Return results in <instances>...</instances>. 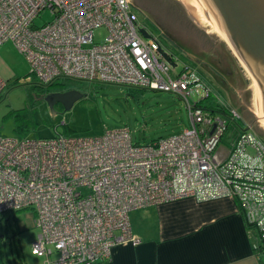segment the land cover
Segmentation results:
<instances>
[{
    "label": "built area",
    "instance_id": "1",
    "mask_svg": "<svg viewBox=\"0 0 264 264\" xmlns=\"http://www.w3.org/2000/svg\"><path fill=\"white\" fill-rule=\"evenodd\" d=\"M46 12L51 20L37 26ZM100 28L107 37L98 44ZM6 42L40 84L60 77L175 94L190 121L180 134L142 145L125 129L91 138L0 136V215L34 211L41 234L32 254L44 264L109 261L116 246L141 244L129 212L189 197L233 200L264 250V143L246 129L216 153L236 111L190 101V84L204 96L209 87L194 71L176 73L177 57L140 23L131 0H0V48ZM5 86L0 78V96Z\"/></svg>",
    "mask_w": 264,
    "mask_h": 264
},
{
    "label": "rangeland",
    "instance_id": "2",
    "mask_svg": "<svg viewBox=\"0 0 264 264\" xmlns=\"http://www.w3.org/2000/svg\"><path fill=\"white\" fill-rule=\"evenodd\" d=\"M131 1L138 8L141 5L137 0ZM137 7L134 9L140 23L155 36H158L168 50L175 52L179 62V66L175 70L177 74L180 72L190 73L192 68L194 69L200 64L179 49L174 39L170 38L152 19L143 6L139 10ZM49 20L51 17L46 12L42 15L41 20H37L36 25L40 26ZM106 37L105 28L94 31L95 43H103ZM183 62H187L191 66L181 69ZM200 68L202 71L199 70V72H202L205 83L209 85V89L213 93L211 94L209 91L204 96L197 85L194 87L193 84H190L193 97L191 102L197 103L203 99L201 103L203 107L215 103L219 106H227L231 111H236L237 108L231 96L223 86L202 65ZM0 78L6 83L0 96V136L7 138L37 140L52 138L56 135L91 138L102 136L106 131L125 129L129 131L134 144L142 145L180 134L189 127L190 123L186 103L175 94L143 90L137 87L109 84L92 85L77 80L59 81L58 83L63 86L52 90L40 89L36 79H32L30 64L17 51L12 42H6L0 48ZM67 91H76L81 94L82 98L76 101L69 110H65L61 104H55L51 109L46 98L52 93ZM240 119L228 124L216 151L218 155L221 156L223 151L227 152L230 142L242 131L246 129L252 131L241 116ZM257 136L264 143L262 137L259 134ZM137 217L138 212L130 216L131 224L135 230L140 226L139 220L132 222V219H138ZM0 226L4 237L2 247L7 258L12 262L28 259L29 264L31 261L38 264V260L41 259L33 257L30 252L31 244L33 245L41 234L35 224L34 211L27 209L7 214ZM257 238L259 239L258 235Z\"/></svg>",
    "mask_w": 264,
    "mask_h": 264
},
{
    "label": "water",
    "instance_id": "3",
    "mask_svg": "<svg viewBox=\"0 0 264 264\" xmlns=\"http://www.w3.org/2000/svg\"><path fill=\"white\" fill-rule=\"evenodd\" d=\"M137 1L180 50L200 61L215 79L218 75L241 118L250 127L256 122L251 129L264 140V0ZM140 33L148 38L144 30ZM227 74L236 77V88L232 81L226 83ZM81 98L67 91L46 100L51 109L61 104L69 110Z\"/></svg>",
    "mask_w": 264,
    "mask_h": 264
},
{
    "label": "crops",
    "instance_id": "4",
    "mask_svg": "<svg viewBox=\"0 0 264 264\" xmlns=\"http://www.w3.org/2000/svg\"><path fill=\"white\" fill-rule=\"evenodd\" d=\"M194 69L204 80L200 66ZM136 212L138 219L132 222L139 220L140 226L135 230L130 216ZM128 219L132 235L141 244L116 246L109 261L100 264H260L264 259V253L256 251L257 232L245 226L237 204L228 197L206 202L183 198L141 211L133 210ZM3 240L0 226V264H7ZM23 262L29 264L28 259ZM38 264L42 261L38 260Z\"/></svg>",
    "mask_w": 264,
    "mask_h": 264
},
{
    "label": "trees",
    "instance_id": "5",
    "mask_svg": "<svg viewBox=\"0 0 264 264\" xmlns=\"http://www.w3.org/2000/svg\"><path fill=\"white\" fill-rule=\"evenodd\" d=\"M143 6V5H142ZM142 6L140 5L139 6V8L137 7V5L135 4V3H133V8H135V7H137L138 9L137 10H139L140 8H142ZM136 11V10H135ZM152 26V25H151ZM146 27V26H145ZM153 27V26H152ZM170 51H172V50H170ZM183 52H184V54H185V50H183ZM172 54L174 55L175 54V52L174 51H172ZM200 62V61H199ZM183 66L184 67H186V66H191V64H189V63H187V62H183ZM183 67V68H184ZM198 67V66H197ZM191 68V67H190ZM191 71H194V69L192 68L191 69ZM195 72V71H194ZM195 76L198 78L199 77V75H198V73H196L195 74ZM34 77H32V79H33ZM199 79V78H198ZM34 80V79H33ZM59 81H67L66 79H63V78H60V77H58L56 80H53L52 82H50L49 84H47V85H43V84H40V82H38L37 84L39 85V87H40V89H47V90H52V89H56L58 86H63L61 83H58ZM89 84H92V85H99L100 83H89ZM100 85H104V84H100ZM203 102V99L202 100H199V101H197V104H201ZM206 108H210V109H213V110H223L222 112L224 113V114H226V115H228V114H230V109H229V107H223L222 105L221 106H219V105H217V104H215V105H212V104H209V106H206ZM154 142V141H153ZM30 210V209H29ZM10 213H16V212H8V213H4V214H2V215H0V219L1 220H3L4 219V216L5 215H7V214H10ZM244 219V218H243ZM35 220H36V217H35ZM7 221V220H6ZM245 223V222H244ZM245 226H247V228L248 229H250V228H252V226H250V225H248L247 223L245 224ZM260 248V246L257 248V252H259V253H261V254H263L264 253V250L263 249H259ZM30 252H31V255L33 256V257H36V258H39V259H41V261H42V264H44L45 263V261H46V257H39V256H35V255H33L32 254V244H31V249H30ZM58 255H57V253L56 252H53V254L50 256V258L51 259H56V257H57ZM107 262V261H106ZM100 263H105V262H97L96 264H100ZM4 264V263H3ZM7 264H24V262L23 261H21V260H18V261H15L14 260V262H12L11 260H9L8 259V261H7ZM260 264H264V259L263 260H261V262H260Z\"/></svg>",
    "mask_w": 264,
    "mask_h": 264
},
{
    "label": "flooded vegetation",
    "instance_id": "6",
    "mask_svg": "<svg viewBox=\"0 0 264 264\" xmlns=\"http://www.w3.org/2000/svg\"><path fill=\"white\" fill-rule=\"evenodd\" d=\"M201 65H202V63H200V64H198V66H200L201 67ZM217 72V71H216ZM221 72H222V74H224V72H223V70L221 69ZM218 73V72H217ZM222 74H220V75H222ZM223 76V75H222ZM232 77V78H231ZM218 78V75H216V79ZM226 79H227V81H226V83L228 82V81H232V84H230V86L232 87V86H234L235 88L237 87L236 86V80H235V78L233 79V76H231V74H227V76L225 77ZM243 100H246L245 99V95L243 96ZM255 125H256V122L255 123H253L252 124V129H254V127H255ZM258 125V124H257Z\"/></svg>",
    "mask_w": 264,
    "mask_h": 264
},
{
    "label": "clouds",
    "instance_id": "7",
    "mask_svg": "<svg viewBox=\"0 0 264 264\" xmlns=\"http://www.w3.org/2000/svg\"><path fill=\"white\" fill-rule=\"evenodd\" d=\"M168 50V49H167ZM170 51V50H169ZM170 52H172V51H170ZM175 55V54H174ZM176 56V55H175ZM177 57V56H176ZM200 80H201V82L204 84V80L203 79H201L200 77H198ZM194 85V87H196V85L195 84H193ZM204 85H206V84H204ZM198 87H199V89L200 90H202V88L199 86V85H197ZM191 100H193V97L191 96V99H190V101ZM197 104V103H196ZM248 128H250V127H248Z\"/></svg>",
    "mask_w": 264,
    "mask_h": 264
},
{
    "label": "bare ground",
    "instance_id": "8",
    "mask_svg": "<svg viewBox=\"0 0 264 264\" xmlns=\"http://www.w3.org/2000/svg\"><path fill=\"white\" fill-rule=\"evenodd\" d=\"M67 80H71V79H67ZM198 105H200L201 108H206V107H203L202 104H198ZM226 107H227V106H226ZM230 111H231V110H230ZM236 113H237V115H238V120H241V119H240V116H239V113H238L237 110H236ZM238 120H237V121H238ZM35 217H36V216H35ZM35 222H36V220H35Z\"/></svg>",
    "mask_w": 264,
    "mask_h": 264
}]
</instances>
